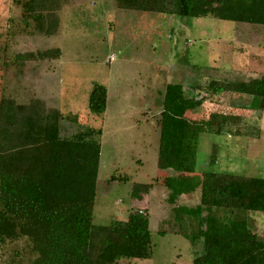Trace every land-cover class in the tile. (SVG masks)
<instances>
[{
    "label": "rangeland",
    "instance_id": "obj_1",
    "mask_svg": "<svg viewBox=\"0 0 264 264\" xmlns=\"http://www.w3.org/2000/svg\"><path fill=\"white\" fill-rule=\"evenodd\" d=\"M20 14L11 0H0V96L18 103L39 99L47 108L58 109L67 133L85 126L100 130L92 222L124 221L134 207L147 210L150 218L152 256L118 264H190L201 253V240L191 243L172 232L168 191L154 182L175 174L157 167L164 88L167 83L181 84L185 93L193 90L205 99L190 117L203 119L213 111L242 115L229 128L231 134H199L197 172L264 178V111L259 118L246 115L251 96L224 92L209 97L205 88L212 79L264 73V26L124 10L115 0H65L58 11V29L45 36L24 28ZM95 83L107 90L106 109L100 115L91 114L87 106ZM234 130L240 134L233 135ZM212 154L215 160L210 162ZM113 175L128 176V181H108ZM137 183L152 186L140 199L129 195ZM197 202L198 193H192L176 204ZM233 218L248 220L264 236L263 213L235 210ZM24 247L22 240L7 242L2 256L9 260L17 251L25 264ZM0 264H6L1 256Z\"/></svg>",
    "mask_w": 264,
    "mask_h": 264
},
{
    "label": "trees",
    "instance_id": "obj_2",
    "mask_svg": "<svg viewBox=\"0 0 264 264\" xmlns=\"http://www.w3.org/2000/svg\"><path fill=\"white\" fill-rule=\"evenodd\" d=\"M21 9L18 20L30 32L50 36L58 29L65 0H11ZM124 10L182 17H212L264 26V0H115ZM198 87V86H194ZM200 87V86H199ZM209 97L220 93L251 96L246 115L264 111V73L247 79H212L205 86ZM205 99L181 84L167 83L158 118L157 167L175 174L154 178L167 191L173 206L172 232L195 243L201 253L190 264H264V236L248 220L233 218L235 210L264 214V178L230 172L195 169L200 133H228L241 113L210 112L190 117ZM107 90L95 83L88 96V111L106 109ZM63 116L39 99L18 103L0 96V256L6 264H24L15 251L2 256L7 242L24 241L25 264H118L152 256L150 218L134 207L124 221L94 224L100 165V130L85 126L67 133ZM233 135H239L237 130ZM215 160L214 154L211 161ZM108 181H128L111 176ZM150 183L134 184L132 198L151 190ZM198 193L194 206L176 204L183 195ZM166 231H161L164 233ZM29 254V255H28ZM18 256L14 261L13 256ZM26 256V255H25ZM8 261V262H7Z\"/></svg>",
    "mask_w": 264,
    "mask_h": 264
}]
</instances>
